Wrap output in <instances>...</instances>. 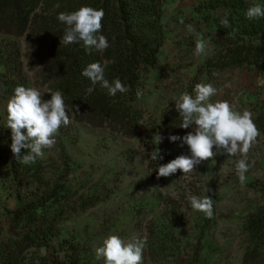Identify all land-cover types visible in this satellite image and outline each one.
<instances>
[{
	"label": "rangeland",
	"instance_id": "obj_1",
	"mask_svg": "<svg viewBox=\"0 0 264 264\" xmlns=\"http://www.w3.org/2000/svg\"><path fill=\"white\" fill-rule=\"evenodd\" d=\"M178 2L165 18L157 69L148 80L144 108L151 119L163 110L175 111L174 99L184 86L195 85L197 81L190 79L216 45L217 37L195 24L190 5L193 1ZM197 38L207 44L200 57L193 55ZM0 42L3 46L13 44L12 39L0 38ZM24 73L29 87H35V72L25 68ZM246 76L236 72L214 79L217 94L211 101L226 100L235 110L250 112L264 105L263 82ZM5 117V105L0 102V238L13 235L8 227V212L17 201L22 202L26 194L47 189L57 181L70 189V202L92 195L99 198L92 207L77 210L61 227V238L72 237L89 250L87 264H103L102 259H96L94 249L110 234L125 241L146 236L142 264H242V222L263 203L264 128L249 149L251 167L241 184L234 171L239 155L205 160L187 177L177 170L157 179V164L187 154V146L178 143L160 150L149 128H142L135 138L124 139L105 129L69 122L56 133V144L43 149V157L35 162L38 169L33 168L36 164L31 165L29 176L37 171L36 180L27 178L29 185L24 183L21 187L12 179L9 168L13 154ZM157 150L163 160L151 161V153ZM189 194L213 199L211 219L190 208Z\"/></svg>",
	"mask_w": 264,
	"mask_h": 264
},
{
	"label": "trees",
	"instance_id": "obj_2",
	"mask_svg": "<svg viewBox=\"0 0 264 264\" xmlns=\"http://www.w3.org/2000/svg\"><path fill=\"white\" fill-rule=\"evenodd\" d=\"M192 1L195 24L209 30L217 40L212 54L203 60L190 81L212 83L240 72L253 81L261 80L264 88V17L249 20L245 16L248 7L264 0ZM175 3L176 0H0V38L13 40L9 46L0 42V102L6 106L17 85L29 87L26 68L35 72V87L42 93L47 89L63 93L71 123L105 129L124 139L135 138L142 128H149L155 138L157 134L162 137L157 142L160 150L178 144L167 137L182 136L190 130L179 127L178 113L163 110L151 119L144 108L148 80L157 69L164 43V21ZM82 5L104 10L101 33L108 38L109 47L102 52L85 50L80 44L60 43L64 25L57 21V14L75 11ZM225 17L227 26L221 24ZM92 62L103 63L106 78H120L128 91L110 97L99 85H91L81 71ZM193 86L182 90L191 92ZM137 89L143 92L140 98L136 96ZM50 96L44 93L43 98ZM251 112L258 132L262 131L264 105ZM25 151L21 149V154ZM34 164L37 170V163L24 165L12 156L9 168L18 186L29 185L27 178L36 180L37 171L29 176ZM69 190L64 183L55 181L47 189L28 193L26 200L17 201L8 212V227L13 235L0 238V264H87L89 250L72 237L61 238V227L77 210L92 207L99 198L92 195L70 202ZM240 236L241 263L264 264V193L263 203L242 222Z\"/></svg>",
	"mask_w": 264,
	"mask_h": 264
},
{
	"label": "clouds",
	"instance_id": "obj_3",
	"mask_svg": "<svg viewBox=\"0 0 264 264\" xmlns=\"http://www.w3.org/2000/svg\"><path fill=\"white\" fill-rule=\"evenodd\" d=\"M245 16L249 20L264 17V3L252 4ZM103 17L102 8L87 5L75 11L58 13L56 19L64 25L60 43L80 44L85 50L94 48L102 52L109 47L108 38L101 33ZM221 24L228 25L226 17L221 20ZM187 28L189 32L193 31L191 25ZM206 48V41L197 38L193 55L202 56ZM81 75L91 85L105 89L110 97L128 91V86L120 78H106L105 65L101 62L89 63ZM44 93H51L50 98L44 99ZM44 93L36 87L17 85L6 102L5 127L10 129L9 148L15 159L24 165L33 164L42 158L43 149H51L56 144L59 128L70 122L63 93L51 89ZM216 94L217 89L212 83H197L191 92H182L174 99V110L180 117L179 127L190 131L182 136L169 135L167 139L169 142L179 141L181 147L187 146V154L178 155L165 164H157V179L175 174L177 170L187 177L205 160L215 156L239 155L234 161V171L238 181L241 184L245 182L246 173L251 167L247 154L259 132L250 111H237L226 100L211 101L210 98ZM142 95V90L137 89V98ZM161 140L162 137L157 134L156 141L159 143ZM21 149L27 151L21 154ZM149 159L157 162L163 160V156L157 150L151 153ZM187 202L193 211L203 213L205 218L213 217L214 202L209 196L189 194ZM146 243V236L125 241L118 235L110 234L95 247L94 255L96 259H102L103 264H142Z\"/></svg>",
	"mask_w": 264,
	"mask_h": 264
}]
</instances>
